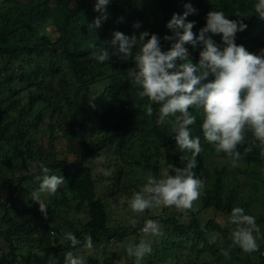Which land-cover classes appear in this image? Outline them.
Masks as SVG:
<instances>
[{"label": "trees", "instance_id": "obj_1", "mask_svg": "<svg viewBox=\"0 0 264 264\" xmlns=\"http://www.w3.org/2000/svg\"><path fill=\"white\" fill-rule=\"evenodd\" d=\"M95 2L0 0V152L7 149L13 155L9 169L0 162V264H64L65 253L77 256L84 247L85 235L96 248L104 244L99 252L81 257L85 264H117L111 254L115 240L129 233L137 242L143 240L147 219L159 221L163 235L159 241L148 236L152 252L140 264H264V155L259 142L246 132L233 167L226 153H217L205 140L195 108L189 109L197 117L190 130L200 138L202 151L193 171L205 188L188 218L181 210L161 206L146 210L135 224L117 222L115 209L128 207L147 176L174 175L171 166L184 168L187 161H181L184 154L169 125L159 123L160 106L153 104V115H145L149 101L136 95L127 75L132 58L124 62L113 56L101 64L91 56L96 48L115 50V31L137 38L144 31L157 34L162 50H168L171 42L163 37L172 32L166 24L174 14L183 15L186 4L196 10L186 17L196 22L194 33L205 26L208 12L223 11L247 25L235 43L259 54L264 19L254 9L258 0H111L108 19L90 30L99 15ZM213 39L221 43L219 35ZM185 47L198 62L199 46ZM138 50L139 45L133 55ZM144 117L147 124L140 123ZM41 164L65 183L56 194L41 193L33 200ZM39 203L46 205L47 219ZM60 203L85 217L59 221ZM237 206L256 217L259 251L245 253L232 244L236 226L229 215ZM65 232L81 243L73 247L63 239ZM126 264H136L135 258Z\"/></svg>", "mask_w": 264, "mask_h": 264}, {"label": "clouds", "instance_id": "obj_2", "mask_svg": "<svg viewBox=\"0 0 264 264\" xmlns=\"http://www.w3.org/2000/svg\"><path fill=\"white\" fill-rule=\"evenodd\" d=\"M110 2L96 0L93 10L99 15L88 25L90 30L99 29L108 19L106 9ZM185 7L187 11L183 15L174 14L166 24L172 32V35L163 37L164 41L171 42L168 50H162L161 38L157 34L144 31L137 38L115 31L111 40L114 51L110 53L101 47L91 53L92 58L101 64L109 62L113 56L124 62L132 58L134 66L127 70V75L137 89L136 95L149 101L144 109L145 115H153V104L160 106L159 123L169 125L179 151L184 154L181 161H187L184 168L171 166L174 175L147 176L146 183L128 200L134 214L161 206L174 207L183 211L187 219L186 213L200 199L205 181L197 178L193 170L202 148L200 138L191 135L190 126L196 123L197 117L189 111L190 108L200 110L205 140L214 145L217 153H226L233 167L240 159L241 154L236 149L245 142L246 132H251L254 142H259L261 155H264V49L253 54L237 45L236 34L244 31L247 25L240 19L227 18L223 11L208 12L205 26L198 34L194 33L196 22L187 21L186 17L196 10L191 4ZM254 9L264 19V0H258ZM133 26L140 27L139 23ZM217 35L221 37L220 44L213 39ZM186 44L193 48L199 46L198 62L193 63L190 59ZM137 45L139 50L133 55ZM169 117L173 118L167 119ZM40 167L43 175L36 177L39 188L32 193L33 200H39L41 193L56 194L65 183L63 176L50 174L49 167L43 164ZM101 171L108 174L103 169ZM39 211L45 219L48 218L44 203H39ZM229 223L236 226L230 237L233 246L249 254L259 251L254 233L259 234L260 230L255 216L245 214V210L237 206L230 212ZM141 232L145 236L163 235L159 221L153 219L145 220ZM63 239L70 241L73 247L81 243L72 232H65ZM84 247L89 251L93 248L90 235H85ZM126 251L129 257L135 258L136 264H140L151 254L152 248L141 240L139 244L128 245ZM221 251L224 256H229V251ZM64 264H85V261L69 251L65 253Z\"/></svg>", "mask_w": 264, "mask_h": 264}, {"label": "rangeland", "instance_id": "obj_3", "mask_svg": "<svg viewBox=\"0 0 264 264\" xmlns=\"http://www.w3.org/2000/svg\"><path fill=\"white\" fill-rule=\"evenodd\" d=\"M143 116V114L141 115ZM148 120L144 117V119L140 121L141 124H147ZM35 139H40L41 135H38L37 133H35ZM65 146V145H64ZM12 153L10 151H8L7 149L3 152H0V162L5 163L6 169H9V166L11 165V159H12ZM1 195V194H0ZM7 197V195L5 196ZM59 210H60V216L58 217L59 221H62V217L66 218L67 220H74L75 218H80L81 217H85L84 215L78 213L76 210L70 209L69 207H66L65 205H61V203L59 204ZM62 206V207H61ZM144 215V213L142 214H134L132 213L131 209L128 207H126L125 209L122 208H116L115 212L113 214L114 218L117 219V222L119 221H123L125 222V224L131 225V224H135L137 222L140 221V218ZM139 216V218L137 217ZM160 226H163L162 224H160ZM142 240V236L139 237V242ZM144 241H146L147 243L150 241L148 240V236H145ZM155 240L159 241L160 237H155ZM138 241V240H137ZM136 241V237L135 236H131L130 233L125 235L124 237L115 240V249L112 248V253L111 254H115V261H119V263L117 264H126L128 262V260L131 258L128 256L127 254V246L132 244H139V242ZM95 242L93 241V248L89 251L87 250L85 247L83 248H79L78 252H77V256L83 257L87 254H92V253H96L99 252L100 249L102 247H104V244H102L101 246H99L98 248L95 247Z\"/></svg>", "mask_w": 264, "mask_h": 264}]
</instances>
